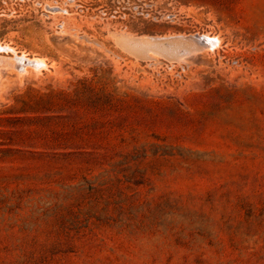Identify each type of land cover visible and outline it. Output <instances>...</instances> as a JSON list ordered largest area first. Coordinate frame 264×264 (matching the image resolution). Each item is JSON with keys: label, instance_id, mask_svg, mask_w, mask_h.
<instances>
[{"label": "rangeland", "instance_id": "374dc122", "mask_svg": "<svg viewBox=\"0 0 264 264\" xmlns=\"http://www.w3.org/2000/svg\"><path fill=\"white\" fill-rule=\"evenodd\" d=\"M0 264H264V0H0Z\"/></svg>", "mask_w": 264, "mask_h": 264}, {"label": "bare ground", "instance_id": "6f19581e", "mask_svg": "<svg viewBox=\"0 0 264 264\" xmlns=\"http://www.w3.org/2000/svg\"><path fill=\"white\" fill-rule=\"evenodd\" d=\"M34 62H36V64L37 63H42V62H44V60H42L41 58H35V60H34Z\"/></svg>", "mask_w": 264, "mask_h": 264}]
</instances>
